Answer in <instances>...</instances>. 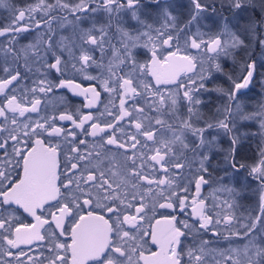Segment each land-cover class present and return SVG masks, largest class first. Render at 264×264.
<instances>
[{
	"label": "snow or ice",
	"instance_id": "obj_1",
	"mask_svg": "<svg viewBox=\"0 0 264 264\" xmlns=\"http://www.w3.org/2000/svg\"><path fill=\"white\" fill-rule=\"evenodd\" d=\"M249 7L255 10V0H33L20 6L0 0L8 12L0 23V264H264V147L248 172L259 185V214L237 216L234 199H225L213 203L214 217L201 198L214 156L223 153V167L214 170L225 176L249 169L237 159L247 156L233 135L234 116L244 90L264 77V39L258 38L264 0L260 19L245 17ZM98 13L107 17L99 27L89 19ZM206 21L215 31L202 30ZM68 27L71 34L57 41ZM32 32L35 40L17 47ZM253 37L260 62L250 50ZM139 48L150 58L140 62ZM239 53H245L240 75H228L229 89H215L229 102L225 118L203 119L199 97L212 91L206 81L213 71L223 73L221 58ZM93 67L95 76L88 74ZM53 70L99 81L108 102L96 87L81 88L74 79L53 83ZM65 87L84 96L87 112L50 105L53 90ZM241 119L259 120L264 129V103ZM221 132L230 137L227 148L219 146ZM193 179L196 195L189 202ZM224 195L238 193L223 184L213 190L214 200ZM177 202L181 213L191 208L190 220L166 216L150 223L149 212L175 210ZM21 209L34 224L20 223ZM210 230L212 238H204ZM146 235L158 252L145 254ZM189 236L185 252L182 238ZM221 236L226 247L219 246ZM35 242L37 256L20 247Z\"/></svg>",
	"mask_w": 264,
	"mask_h": 264
},
{
	"label": "flooded vegetation",
	"instance_id": "obj_2",
	"mask_svg": "<svg viewBox=\"0 0 264 264\" xmlns=\"http://www.w3.org/2000/svg\"><path fill=\"white\" fill-rule=\"evenodd\" d=\"M17 1H20V0H14V2L17 4V6L33 2V0H29V1L24 2V3H23L24 0L20 1L19 3ZM72 2L76 3V2H78V0H72ZM178 2L182 3L184 5H187V0H178ZM256 11L258 13L255 12V10H254L255 15H262L261 11H258L257 9H256ZM7 16H8L7 11L0 10V23H6L7 21L5 18ZM97 16H98L97 19H95L97 21V27H99L100 24H104V22L107 23V17L105 14L98 13ZM91 19H93V18H91ZM41 31H43V29H41ZM34 33H36V32H32L31 34H34ZM31 34L27 35L26 40L21 39L20 44H18L17 47L23 45L24 43L34 41L37 36H35L34 38H29V36ZM70 34H71V27H68L67 31H64V32L58 31L57 32V41L60 40L61 36H67ZM0 39H3V38H0ZM255 39H257V38L255 37ZM255 39H254V41H255ZM250 50L255 52V54H256L255 58L258 61V57L261 55V51H260V48L258 47V45L255 44V42H253V46ZM136 51H137L138 59L140 62H144L145 59L150 58V57L145 56V50L144 49L139 48ZM190 54L193 56H196L198 59L200 58V54L197 53L195 50H193ZM95 55H96L97 59L99 60V55H100L99 51H97L95 53ZM239 55L241 56V58L244 57V55L242 53H239L238 55L235 56L234 59H232V58L231 59L233 61H236V58ZM65 58L67 59L66 54H65ZM205 59H207V58L205 57ZM106 62L107 61L105 60V63ZM243 63H244V60L242 59L241 64H243ZM98 71H99L98 69H95L93 67V68L89 69L88 74L95 76L98 74ZM239 75H240V73L237 76H239ZM237 76H234V77H237ZM212 77H214V78H210L208 81H206V88L211 89L212 91L210 92V94H203L202 96L199 97L200 99H202L204 101V104L199 108V113L201 114L202 118L205 120L209 119L210 117H215V119H217V111H218V103H219V95L218 94H220V93H217V91H215V89L218 88V80H219L218 72L213 71ZM48 79L55 84H59L61 79H74V83L80 84L81 88L96 87L98 91L102 92L104 102L105 103L108 102L109 97L107 96V94L103 93L102 89L100 88V82L96 81V80H87L84 78V75L78 74V75H75V77H73L72 73H68L65 76H60L58 73H56L53 70L51 73L48 74ZM149 79H151V78L149 77ZM262 79H264V77L257 75L255 80L252 82V84L249 85L250 90H244L245 94L239 97V102L242 105L241 113H240V115L234 116L235 127L242 129L241 133H239L238 136L241 138V142L243 144V154L247 156V159H240V157H237V159H238L239 163H244L247 165H250L247 160L254 155L253 148L251 149L250 141L253 140L257 144H262V143H264V142H261L264 140V138H263L264 136L262 137V135L256 134L254 130H252V132L250 133V131H249L250 119H241V116H243L245 114H249L250 110H257L258 111V109H257L258 104L264 103V99L262 97L263 89L261 86V80ZM153 83H154V81H153ZM230 87H231V81H228L227 89H229ZM173 91H175V89H173ZM48 99H49L50 105H55L58 107L60 105H62V107H59V111L76 112L78 109L81 111H84V112L88 111V109L84 108V105L86 103L84 96L78 95L77 93H74L71 89H69L67 87L55 88L53 90V93H51L49 95ZM224 101L225 102L222 104V107L225 110L229 104L226 95H225ZM100 107L103 108V105H101ZM232 109L234 112L236 111L235 105H232ZM93 111H95V110H93ZM49 114L51 115L52 113L49 112ZM181 114L184 115L185 118H187L186 107L182 110ZM57 115H58V112H57ZM225 115H226V113H224V118H225ZM63 126L68 127L69 122H64ZM213 135H215V133H213ZM233 135H235V131H234ZM229 139H230L229 136H225V143H226L227 147H228ZM218 140H219V142H223V140L219 137H218ZM217 163H218V155H216L212 158V167L210 168V171H212V176L206 177L207 179H209L211 181V183H209L208 185H205L201 188V198L205 199V203L208 205L209 209H211L209 214L213 215L214 217H215V213L217 212V209L212 207L213 205H211L212 202L210 201V197L212 195L211 189L213 187H217V184L215 182L217 180L218 170H214V169H218ZM249 170L250 169L241 170L239 173L242 176L246 177L248 180L254 181L253 178H251L248 175ZM232 174H233L232 172H229L226 175L227 178L232 177ZM186 175H188L189 177H192L193 173H186ZM254 182H256V181H254ZM186 184H187V182H186ZM184 186L185 185H181V187H184ZM187 186L189 189L188 199L190 202L191 199L196 195L194 179H193L192 183L187 185ZM227 186L233 187L232 184H229ZM208 188H210V189L208 190ZM234 188L236 189V191L238 193V195L234 198V202L237 205L247 206L248 203L253 205L256 200L260 202V200H259V196H260L259 192L260 191L257 189L259 187L255 188L253 190L252 197H254L256 199L253 200L252 202H250L248 199L249 198V193H248L249 187H234ZM227 200L230 203L233 202L232 197H230ZM190 212H191V208L189 207L187 212L181 213L180 209H179V204L177 202L175 210H173V209H157L154 213L149 212L148 215L150 217H154L151 219L150 223L152 225H155V222L157 219L163 221L164 217H166V216H177V218L181 219V220H183V219H189L190 220ZM38 214H40L39 210H38ZM17 215L19 216L20 223H22V224H34L35 223L34 218L31 217L28 213H24L22 209L19 210ZM46 216L48 219H51L50 215H48L47 213H46ZM148 223H149L148 221L145 222L146 228L148 227ZM241 223H243V222H241ZM159 227L164 228L165 225L161 224ZM68 229L70 231V224L68 225ZM234 230L235 229L233 228L232 231H234ZM148 231L150 232L151 229L148 228ZM224 231H226V230H224ZM224 231H222V232H224ZM204 238H209V239L212 238L211 230L206 234V236ZM61 239H66V238H61ZM144 240L146 241V243L144 245V247L146 249V252H145L146 255H150L152 252H158L159 251L158 246L152 243L151 235L144 236ZM38 243L39 242H35V243H33V245H30V246L29 245H21L20 247L25 253H29V248H31L32 251L29 254L37 256L40 254V251H41V248L38 247ZM182 243L184 245V250L186 252L187 248L189 246H191V244H192L191 237L189 236L188 238H182ZM219 246L220 247H226L227 246L223 240V236L220 237ZM13 251H15V250H13ZM43 252H44L45 256L48 255L46 244L43 247ZM7 259H11V258H7ZM22 259H26V257L22 258ZM185 260L187 261L186 256H185Z\"/></svg>",
	"mask_w": 264,
	"mask_h": 264
},
{
	"label": "rangeland",
	"instance_id": "obj_3",
	"mask_svg": "<svg viewBox=\"0 0 264 264\" xmlns=\"http://www.w3.org/2000/svg\"><path fill=\"white\" fill-rule=\"evenodd\" d=\"M260 3H261V0H255V8L258 11H261ZM188 4H189V0H187V5ZM256 9H255V12H257ZM225 15H230V13H225ZM244 15H245V17L250 16L253 19H260L261 18V15H255L252 7H249L248 12L245 13ZM89 19L91 20V18H89ZM94 19H97V16L94 17ZM105 23L106 22H104V24ZM205 23H206V27L202 30H204V31H208V30L215 31V29L212 28L211 21H206ZM246 23H247V19L240 21L241 25H244ZM84 26L90 27L91 23L89 22L88 24H85ZM35 36H37V33L31 34L29 36V38H34ZM254 39H255V37H253L252 40L250 41V42H252V44L254 42ZM259 39H264V28L261 29V34L259 36ZM242 54L245 55V53H242ZM108 55L111 56V52H109ZM260 58H261V55L258 57L259 62H260ZM220 63H221L222 68H223V73L218 72V76H219L218 88H224L227 90V83L229 81L228 75H231L234 77V76H237L241 72L242 58L240 55L236 58V61H233L231 58H228V59L221 58ZM260 71L264 72V69H260ZM262 89H263L262 97L264 99V87H262ZM217 93H219V92H217ZM218 95H219V103H218V111H217V120L224 119V113H225V110L222 107V104L225 102L224 101L225 95H223L221 93ZM257 109H258V106H257ZM256 111L257 110H250V113H255ZM241 130H242L241 128L235 127V135H238L239 133H241ZM252 130H254L256 134H260V135H262V137L264 136V129H262L260 127V121L259 120L250 119V128H249L250 133L252 132ZM219 138H221L223 140V142H219V146L223 147V148H227V145L225 143V135L222 132L219 135ZM261 142H264V140ZM250 145H251V149L253 148L254 155L247 160L250 164L249 169H250L251 165H253L259 161L260 148L264 147V143L257 144L255 141L251 140ZM217 164H218V169L223 167V153L218 154V163ZM220 177H225V178L221 181L219 179ZM215 183L217 184V187H219L220 184H223L225 186L232 184L233 187H249V192H248L249 198L248 199L250 202H252L253 200L256 199V198L252 197V194H253V190L255 188L259 187L258 182L248 180L246 177L242 176L240 173H233L232 177L227 178V176H225V173L223 171H220V170H218L217 180ZM217 187H213L211 189L212 190V195L210 197V201L212 202L211 205H213L214 202L218 203L220 200H225V199L230 198L227 195H224V196H220L217 200H214L213 190ZM209 189L210 188H208V190ZM257 189H259V188H257ZM233 199L234 198H232V200ZM259 205H260V202L256 200L253 205L249 204V203L247 204V206L237 205V207L233 211L237 216L247 217L249 214H253V215L259 214V212H260ZM217 211H219V209H217ZM241 222H246V221H241ZM234 229L236 230L237 228H234ZM224 230L225 229H223V228L220 229V231H224Z\"/></svg>",
	"mask_w": 264,
	"mask_h": 264
}]
</instances>
